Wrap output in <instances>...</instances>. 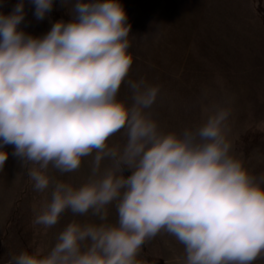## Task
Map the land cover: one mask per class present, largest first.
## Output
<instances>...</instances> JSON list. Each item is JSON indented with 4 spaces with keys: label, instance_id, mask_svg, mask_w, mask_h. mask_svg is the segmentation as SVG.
Returning a JSON list of instances; mask_svg holds the SVG:
<instances>
[{
    "label": "clouds",
    "instance_id": "9594fccd",
    "mask_svg": "<svg viewBox=\"0 0 264 264\" xmlns=\"http://www.w3.org/2000/svg\"><path fill=\"white\" fill-rule=\"evenodd\" d=\"M31 3L37 20L53 8V0ZM24 8L19 0L0 13V149L14 146L35 191L51 185L34 225L51 228L66 210L104 220L115 201L118 226L70 223L43 258L40 249L24 251L9 264H139L142 245L161 232L184 246V264H253L264 255V175H251L230 154L231 110L218 107L181 135L163 133L144 111L159 86L129 81L131 107L116 99L133 63L119 0H75L72 19L40 37L20 29ZM121 129L123 150L109 148ZM93 152V177L78 188L47 174L50 164L73 172ZM105 158L113 167L100 173ZM7 159L0 150V170Z\"/></svg>",
    "mask_w": 264,
    "mask_h": 264
},
{
    "label": "rangeland",
    "instance_id": "374dc122",
    "mask_svg": "<svg viewBox=\"0 0 264 264\" xmlns=\"http://www.w3.org/2000/svg\"><path fill=\"white\" fill-rule=\"evenodd\" d=\"M19 0H0V13L9 14ZM131 25L129 33L133 63L117 93V101L131 107L133 92L129 81L144 80L159 86L153 106L144 111L163 133L181 135L195 129L218 107L231 110L227 139L231 153L248 172L264 175V0H119ZM75 0L65 7L53 0L43 20L34 16L31 0H24L21 30L35 37L46 34L53 23L72 19ZM127 143L121 129L106 141L109 148L122 151ZM0 170V264L13 256L41 250L43 258L57 242L58 234L70 223L118 226L116 202L106 206L101 220L92 210L74 214L66 210L58 223L45 229L33 220L41 206L51 201V185L43 192L33 189L26 168L13 155L14 146ZM95 152L82 157L80 167L61 173L50 164L47 174L53 181L78 188L93 177ZM105 158L100 173L112 168ZM119 174V173H117ZM131 170L123 168V175ZM260 187L264 189V184ZM85 241L82 250L90 245ZM184 246L175 237L161 232L142 245L139 264H184ZM253 264H264V255Z\"/></svg>",
    "mask_w": 264,
    "mask_h": 264
}]
</instances>
